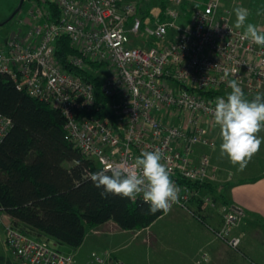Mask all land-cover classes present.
<instances>
[{
	"label": "built area",
	"instance_id": "1",
	"mask_svg": "<svg viewBox=\"0 0 264 264\" xmlns=\"http://www.w3.org/2000/svg\"><path fill=\"white\" fill-rule=\"evenodd\" d=\"M187 1L166 0L143 13L134 0H30L0 43V72L60 109L68 139L102 170L160 149L180 188L173 207L188 210L239 249L242 236L232 230L246 210L226 205L223 223L215 226L204 208L217 201L190 182L212 176L210 152L202 149L216 147L209 108L230 92L225 71L245 97L264 93V47L242 38L244 28L235 27L221 0H197L186 10ZM63 35L76 52L62 60L57 42ZM87 74L100 81L102 97ZM11 125L0 112V141ZM75 254L60 250L50 236L32 234L0 207V264H76ZM106 258L95 254L92 264Z\"/></svg>",
	"mask_w": 264,
	"mask_h": 264
},
{
	"label": "trees",
	"instance_id": "2",
	"mask_svg": "<svg viewBox=\"0 0 264 264\" xmlns=\"http://www.w3.org/2000/svg\"><path fill=\"white\" fill-rule=\"evenodd\" d=\"M161 3L165 5L166 0ZM70 52L76 50L63 35L57 55L63 60ZM87 75L102 97L100 81ZM0 112L12 119L0 141V207L26 223L32 234L77 248L90 228L108 220L122 229H142L164 214H148L149 204L140 197L135 201L112 195L102 198L101 189L89 178V173L102 168L68 139L60 109L32 97L4 72H0ZM190 184L210 188L226 202L212 182Z\"/></svg>",
	"mask_w": 264,
	"mask_h": 264
},
{
	"label": "clouds",
	"instance_id": "3",
	"mask_svg": "<svg viewBox=\"0 0 264 264\" xmlns=\"http://www.w3.org/2000/svg\"><path fill=\"white\" fill-rule=\"evenodd\" d=\"M233 12L235 27L244 28L242 38L264 47V28L247 22L252 14L250 10L238 6ZM262 14L264 11L258 9L256 15ZM228 75L225 71L223 78L230 92L216 97L209 112L214 125L219 127L221 155H226L234 166L243 170L264 142V137L258 135L264 131V93L246 99L239 82L228 79ZM166 159L160 149L142 151L132 163L109 166L89 173V178L97 189H101L102 198L112 195L135 201L142 195L143 201L149 204L148 214L167 213L179 203L180 188L171 179L170 169L162 162Z\"/></svg>",
	"mask_w": 264,
	"mask_h": 264
},
{
	"label": "crops",
	"instance_id": "4",
	"mask_svg": "<svg viewBox=\"0 0 264 264\" xmlns=\"http://www.w3.org/2000/svg\"><path fill=\"white\" fill-rule=\"evenodd\" d=\"M258 135L264 137V131H261ZM258 153L259 157L263 158V161H260V163L262 162L261 164H263V170L261 172L251 176H246V174L244 176L235 174V176V169L233 170L232 165H230L229 168H227L229 171L228 174L226 173L222 176V171L220 170V175L218 173V178H222V180L219 179V182L224 183L221 185V189L220 187L218 188L219 191L221 190L220 192L223 193L222 199L226 200L227 205L242 207L247 212L245 220L232 230L233 234H240L242 236L239 249L231 247L224 241L218 240L212 230L188 210L179 206H174L170 211H176L179 213L180 218L182 217L181 223L177 226L180 227L179 244H176L178 248H167V251L163 249L164 247L160 246L161 243L151 241L152 246L155 244V251L148 248V261L144 264H197V262L200 264H252L251 259H255L260 264H264V244L261 242L264 240V142H262ZM226 162L232 164L228 158ZM242 172L245 173L246 171L244 170ZM201 190L202 193H207L205 192L206 188L204 189V187H202ZM210 192H208V194H211ZM211 195L215 198L213 194ZM218 200L219 199L216 200L217 205L219 203ZM198 201H200V199H198ZM214 208L205 210L204 218L206 221L218 226L223 222L222 214L220 213L221 207ZM168 214H170V212L164 213L150 226L142 230L152 228L161 218H164ZM169 216H171V214ZM109 221L113 220H108L106 222ZM122 230L124 231L126 229ZM171 237L170 239L174 238ZM86 240L87 236L84 242L77 248L65 244H61L60 246L65 249L64 251H81ZM134 241L133 239L130 243ZM173 242L175 243L176 241L173 239V241H170V244H174ZM104 248L105 250L112 249L111 246H105ZM203 252H206L207 255L203 256ZM161 254H166L167 259L164 261L159 260V258L162 257ZM132 257L133 255L126 251L125 257H123L121 263L140 264L139 262L141 261H138L136 257Z\"/></svg>",
	"mask_w": 264,
	"mask_h": 264
},
{
	"label": "rangeland",
	"instance_id": "5",
	"mask_svg": "<svg viewBox=\"0 0 264 264\" xmlns=\"http://www.w3.org/2000/svg\"><path fill=\"white\" fill-rule=\"evenodd\" d=\"M134 1L139 3L141 12L143 13L149 12L148 10H150L152 7H157L162 5L161 2H163V0H134ZM221 1H222L223 9L227 8L230 10L234 24L236 18L233 9L238 6H242L248 8L252 13L248 19H251L253 24H256L257 26L264 28V14L259 16L256 15L258 9L264 11V0H221ZM196 3L197 0H188L185 3V9L188 10L193 8L196 5ZM30 4H31L30 0H24L23 3L22 0H0V43H2V40H4V38L14 29L17 18L24 13L25 9ZM155 42L157 43L158 41ZM149 43L151 44V42ZM142 44L145 45L148 43L145 42ZM254 97L255 96L245 97V98L251 100ZM213 134L216 140V147L214 149L205 148L202 150L208 153L210 152L211 164H212L210 169L212 176L205 182H212V184H214L217 188L216 192L219 191L218 188L220 187L221 189V185L224 184L219 182L220 180H222L221 177L218 178L219 170L222 171V176L223 174L229 173L227 168H229L230 165H232L233 170L235 169L234 175L240 174L241 176H244L246 174V176H251L263 170V164H261L262 162L260 163V161H263V158L259 157L258 152L252 157L251 161L242 170V171L245 170L246 171L245 173L242 172L238 166H234L233 164L227 163L226 162L227 156L221 155L220 153L219 146L222 140L219 135L218 126H216L213 129ZM66 164L70 165L69 162H67ZM205 188H206L205 192L208 193L211 191L210 193L213 194L217 200L216 194L214 193L215 191L210 190V188L207 187H204V189ZM218 201L219 203L216 207H221L220 213L222 214V219H223V215L225 211L224 207L227 204L221 199H219ZM199 203L201 204L200 201ZM216 207L214 209H216ZM210 208L211 207L206 206V208L204 209H210ZM169 212L171 216H169L170 214H168L164 218H161V220L157 222L155 226L147 230H142L144 229L142 228V229H132V230L123 231L122 228L118 225V223L115 222L114 220L106 222L102 225H98L94 228H90L87 232V240L85 245L81 248V251L78 250L75 251L76 253L75 258L77 260L76 264H92L93 263L92 259L95 254H103V256L106 255L107 258L105 259L104 264H109L110 261L112 260L118 261L120 264H122L121 261L123 257H125L126 251H128L133 255L132 258L136 257L138 261H141L139 262L140 264H144L147 263L148 261V256H147L148 248H151L152 250L155 251L154 248L155 244L152 246L151 241L161 243L160 246L164 247L163 249L167 251L168 249H175L177 247L176 244H179L178 240L180 237L179 236L180 227L177 226L181 223L182 217L180 218L179 213H177L176 211H169ZM171 236L174 237L173 239L176 241L175 243L173 242L174 244H170V241H173V239H170ZM133 239L135 241L130 243ZM217 239L221 240L219 238ZM261 242L264 244V240H262ZM57 246L59 247L60 250L62 249L65 250L64 248H62V246L58 244ZM105 246L112 247V249H110V254L108 256L106 254L107 250H105L104 248ZM150 254L152 256L151 252ZM161 255L162 257H160L159 260L164 261L167 259L166 254H161ZM206 255L207 253L203 252V256ZM251 261H253L256 264H260L255 259H251ZM197 264L200 263L197 262Z\"/></svg>",
	"mask_w": 264,
	"mask_h": 264
},
{
	"label": "water",
	"instance_id": "6",
	"mask_svg": "<svg viewBox=\"0 0 264 264\" xmlns=\"http://www.w3.org/2000/svg\"><path fill=\"white\" fill-rule=\"evenodd\" d=\"M24 0H22V3H23Z\"/></svg>",
	"mask_w": 264,
	"mask_h": 264
},
{
	"label": "bare ground",
	"instance_id": "7",
	"mask_svg": "<svg viewBox=\"0 0 264 264\" xmlns=\"http://www.w3.org/2000/svg\"><path fill=\"white\" fill-rule=\"evenodd\" d=\"M200 183H203V182H200Z\"/></svg>",
	"mask_w": 264,
	"mask_h": 264
}]
</instances>
